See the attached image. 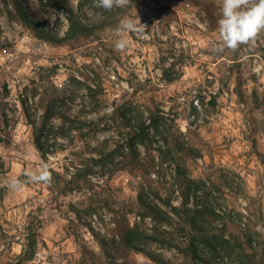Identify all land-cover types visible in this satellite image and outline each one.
Returning a JSON list of instances; mask_svg holds the SVG:
<instances>
[{"label":"rangeland","instance_id":"1","mask_svg":"<svg viewBox=\"0 0 264 264\" xmlns=\"http://www.w3.org/2000/svg\"><path fill=\"white\" fill-rule=\"evenodd\" d=\"M20 1L40 26L36 31L24 22L13 0H0V136L9 141L0 143V264H192L144 235L145 250L162 263L124 246L116 219L146 234L155 225L143 218L140 195L172 214L157 193L181 207L188 193V209L196 201L211 204L225 216L214 224L224 221L230 239L242 242V233L257 239L246 250L264 264V34L251 47L213 53L221 0H131L111 12L93 0ZM65 5L82 24L96 27L91 35L65 39ZM136 16L146 30L126 34L127 46L117 50L120 20ZM47 31L56 41L39 35ZM199 91L212 115L188 128V102ZM128 105L142 114L144 141L125 125L124 115L135 118ZM48 108L74 120L100 118L98 130L59 135L55 152L44 158L32 122L39 127ZM61 124L56 114L47 123ZM43 135L53 140L48 130ZM92 148L104 151L106 163L87 177L79 172L78 185L69 183ZM42 167L60 176L59 185L8 188L11 177L24 179ZM29 222L41 237L32 258ZM174 226L164 225L180 232Z\"/></svg>","mask_w":264,"mask_h":264},{"label":"trees","instance_id":"2","mask_svg":"<svg viewBox=\"0 0 264 264\" xmlns=\"http://www.w3.org/2000/svg\"><path fill=\"white\" fill-rule=\"evenodd\" d=\"M13 1L20 18L24 22L31 24L33 29L38 31V27L40 26L39 22L30 18V15L27 13L25 6L20 0ZM64 7L68 11L67 18L69 21V27L66 31L65 39L88 36L94 32L96 27L82 24L78 21L76 15L68 6L65 5ZM39 33V35H41L47 42L52 43L56 41V38L48 31L45 33ZM88 88L90 93L95 92L92 86H89ZM1 89L5 97L10 95V88L7 82L2 85ZM92 97H95V95H92ZM126 109L128 112H132V116L135 118H132L131 120L130 117L124 115L123 118L125 119V125L130 127L141 141H144L149 137V135L145 130L146 126L144 124L142 114L132 105H128ZM54 114L61 116L62 124L48 127L47 123L49 118ZM100 120V118L97 120H74L72 118L65 117L59 111H54L48 108L43 114L42 122L39 127L36 126V123L32 122V125L35 128L34 144L42 153V156L46 158L48 153L55 152L52 147L58 145L57 138L59 135L70 137L74 130L83 132L84 129H87L86 133L95 132L98 130ZM154 121H156L155 118ZM47 130L52 134L53 140L51 142H49V140L43 135L44 131ZM167 139V137L164 138L165 141H167ZM3 142L7 143L9 141L0 136V143ZM130 149L133 154H137L134 147L131 146ZM92 152V156L80 160V163L84 165V168H76L78 172L72 175V179L69 180V183H75L78 185L79 181L77 178L80 175L79 172L82 171V176L87 177L95 172L96 167H101L106 163L107 157L101 148H92ZM71 163L74 165L76 164L74 160H71ZM139 165H141V163ZM138 169L144 170V166H138ZM48 170L51 173L50 187L59 185L60 176L58 175L57 177H54L53 170L51 168ZM142 187L144 188V186ZM156 195H158L157 197L160 201L169 207L172 214L164 210L158 204L142 198L140 195L139 202L144 208V212L142 214L143 218L150 217L155 223L151 234L133 232L132 229L130 231L129 225L126 221L119 218L116 219L117 229L123 234L124 246L127 249L146 253L154 262L162 263L163 260L160 257L145 250L141 240L144 235L143 237H146L147 239H152L161 244L176 248L184 257L188 258L192 264H229L233 257L238 260V264H255L253 260H255L257 255L249 254L246 250V246L252 247L254 242L257 243V239H253V235L251 234L246 236L243 233L242 235L245 239L242 242H240L238 236H233V240L230 239L227 235V227L224 221L220 225L214 224L215 220L218 221L225 219L224 215L216 212V208L214 206L211 204L208 205L202 201L203 203L201 204V207H199L201 202L196 201L193 208L188 209L185 206L189 201L188 193L183 196L182 207L175 205L170 198H162L158 193ZM2 196L3 190H0V200L2 199ZM206 217L212 218L211 221H208V224H205ZM164 225H176L180 232L176 233L174 230L164 227ZM26 230L28 231L27 250L32 258L35 256L37 245L41 241L40 232L37 228H35V225L32 222L27 224ZM91 231L94 236H96L94 230ZM101 243L103 244V242ZM205 253L208 255V258L204 256ZM22 261L23 260L20 259L17 264H20Z\"/></svg>","mask_w":264,"mask_h":264},{"label":"clouds","instance_id":"3","mask_svg":"<svg viewBox=\"0 0 264 264\" xmlns=\"http://www.w3.org/2000/svg\"><path fill=\"white\" fill-rule=\"evenodd\" d=\"M131 0H93V6L103 11L127 8ZM97 18H101L97 13ZM146 30L139 18L124 17L116 29L117 39L114 47L122 50L127 46L126 34H135ZM217 39L211 44L215 54L225 50L236 52L242 46L251 47L257 38L264 34V0H221L220 16L217 20ZM25 183H51V173L47 167L38 172L28 171L24 179L11 177L7 186L10 190L19 191Z\"/></svg>","mask_w":264,"mask_h":264},{"label":"water","instance_id":"4","mask_svg":"<svg viewBox=\"0 0 264 264\" xmlns=\"http://www.w3.org/2000/svg\"><path fill=\"white\" fill-rule=\"evenodd\" d=\"M211 115L212 109L207 102L206 93L199 91L188 102L184 124L188 128H195L198 123L204 122Z\"/></svg>","mask_w":264,"mask_h":264}]
</instances>
